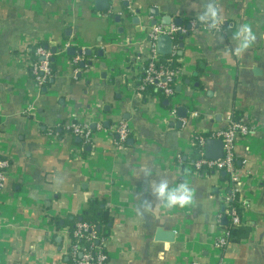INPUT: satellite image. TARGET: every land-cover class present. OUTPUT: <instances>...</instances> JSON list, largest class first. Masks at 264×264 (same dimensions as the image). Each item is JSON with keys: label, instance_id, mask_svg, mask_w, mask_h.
Masks as SVG:
<instances>
[{"label": "crops", "instance_id": "0c3cea01", "mask_svg": "<svg viewBox=\"0 0 264 264\" xmlns=\"http://www.w3.org/2000/svg\"><path fill=\"white\" fill-rule=\"evenodd\" d=\"M208 2L0 0V155L10 163L0 189V264H71L66 222L92 199L110 218L107 264H264V0H211L220 30L198 20ZM163 15L187 29L163 55L182 71L174 113L164 96L135 85L148 32ZM243 25L255 41L237 54ZM36 43L52 53L42 87L26 64ZM234 113L251 127L235 141L241 224L238 239L219 249L228 181L187 161L191 140L227 127ZM72 121L89 123L91 140L73 135ZM120 121L132 132L116 150L112 127ZM178 173L194 188V205L165 210L149 182ZM149 201L155 210L145 212ZM239 227L247 234L239 237ZM159 229L173 239L159 240Z\"/></svg>", "mask_w": 264, "mask_h": 264}, {"label": "built area", "instance_id": "2783aa9c", "mask_svg": "<svg viewBox=\"0 0 264 264\" xmlns=\"http://www.w3.org/2000/svg\"><path fill=\"white\" fill-rule=\"evenodd\" d=\"M189 28L195 26L194 21H190ZM217 29H221L220 26ZM186 28L181 25H163L156 23L151 26L148 32L147 44L148 55L146 59L136 66V89L146 93V88L151 86L155 91H159L162 96L168 99L171 104V112L174 113L177 107V92L175 87L181 82V67L169 66L161 63V55L157 51V39L161 35H170L173 37L178 32H186ZM32 58L26 64L28 65L29 74L33 82L42 87L52 75L51 68V51L42 44L36 43L32 51ZM171 63L173 59L170 57L166 60ZM196 115L195 112H191ZM70 132L75 136H80L85 140H91V130L89 123H81L72 121L68 126ZM113 133L116 134L113 146L116 150L125 147V142L131 134V128L126 122L120 121L112 127ZM251 127L241 120H230L227 127L218 129L210 134V136L196 135L191 140L193 146L196 144L202 146L200 157L194 162L195 172L203 171L206 168L212 169L214 174L219 175L221 172L229 174L228 186L223 189L219 196L220 203L224 206V215L228 223L232 226L241 224V214L238 208L231 205L230 202L237 196V185L239 183L234 165L235 161V141L238 136H247ZM207 137L221 139L223 143V156L218 159H209L204 156L203 145ZM7 158L0 155V189L4 187L7 170L9 168ZM71 238L77 241L70 244L68 256L71 264H107L108 255L104 249V239L100 238L95 231L93 225L87 222H77L74 229L70 233ZM81 240V242H80ZM229 242L228 226L224 225L219 236L215 240V247L223 249ZM190 264H199L191 262ZM221 264V262H220Z\"/></svg>", "mask_w": 264, "mask_h": 264}, {"label": "clouds", "instance_id": "9594fccd", "mask_svg": "<svg viewBox=\"0 0 264 264\" xmlns=\"http://www.w3.org/2000/svg\"><path fill=\"white\" fill-rule=\"evenodd\" d=\"M198 20L206 23L210 30H215L219 24L218 9L211 0L203 7V11L198 15ZM235 39L238 41V47L235 49L237 54L247 50L255 41V36L247 25L241 26L235 33ZM141 173L146 177L152 176L150 166L141 168ZM181 174H177L176 179L163 177L152 179L149 182L151 194L157 201L156 205L161 206L165 210L171 209H187L194 205V188L189 182L180 179ZM151 201L144 203L145 212H152L155 207Z\"/></svg>", "mask_w": 264, "mask_h": 264}, {"label": "trees", "instance_id": "16d2710c", "mask_svg": "<svg viewBox=\"0 0 264 264\" xmlns=\"http://www.w3.org/2000/svg\"><path fill=\"white\" fill-rule=\"evenodd\" d=\"M184 27H186V24L183 23L182 24ZM179 35L177 34L175 36L176 40L179 39ZM170 56H162L161 58V63H164L166 65L169 66H178V62H175L174 60L171 61V63H168L166 60L169 59ZM52 68V66H51ZM200 70V69H199ZM146 93L148 94H159L162 96V94L159 91H155L153 89V87L149 86L146 88ZM234 116L232 117L234 120H237V114L234 113ZM202 136H207V134H201ZM202 150V146L196 144L193 148V152H192V156L190 161H187L189 163V165L191 166L192 171H194V162L200 157V151ZM193 161V162H191ZM200 174H211L213 173L212 169L206 168L203 171H199ZM220 177L222 180L224 181H228L229 180V174L225 173L223 174V172L220 173ZM231 205L235 206V207H239L238 211L240 212V209L242 208V200L241 198L237 195L233 200H231L230 202ZM87 222L91 225L94 226L95 231L97 232V234L99 235V242H100V238L101 239H105L109 233L110 227H109V222H110V218L108 215L107 210L103 207V202L97 199H92L89 203V207L84 210L82 212V214L80 216H75L73 215L71 218L67 219L68 225L70 226V231H72L74 229V225L77 222ZM228 226V234H229V240L231 241H235L238 239V235H237V230H238V226H232L230 225V223L227 224ZM247 232H245L244 234L242 233V229H240L239 227V237L246 235ZM71 241H77L76 238H71ZM81 242V240H80Z\"/></svg>", "mask_w": 264, "mask_h": 264}, {"label": "water", "instance_id": "95a60500", "mask_svg": "<svg viewBox=\"0 0 264 264\" xmlns=\"http://www.w3.org/2000/svg\"><path fill=\"white\" fill-rule=\"evenodd\" d=\"M98 1H103V0H98ZM150 12L152 16H158L157 11L152 10ZM153 23L156 24V21L154 20ZM160 23L163 25H169L171 23V17L169 15H163L160 19ZM172 23L173 25H176V26L181 25V19H174ZM179 39L181 40L182 37H179ZM179 46L181 47L182 44L180 43ZM172 48H173V38L170 35H161L158 37L157 51L161 55L171 54ZM66 51L67 53L74 54L73 48H67ZM86 53L89 54V51H87ZM178 113L182 116H185V108L178 107ZM203 152L206 158H209V159L221 158L223 156V143L221 139L207 137L203 145ZM226 222H227L226 218H223L221 221L222 224H225ZM173 234L174 233L172 231H162L161 229L157 231L159 240L171 241L174 236Z\"/></svg>", "mask_w": 264, "mask_h": 264}]
</instances>
